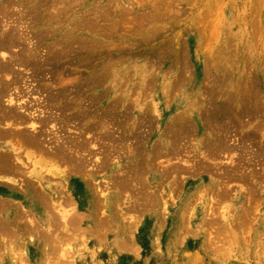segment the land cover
<instances>
[{"label": "rangeland", "instance_id": "rangeland-1", "mask_svg": "<svg viewBox=\"0 0 264 264\" xmlns=\"http://www.w3.org/2000/svg\"><path fill=\"white\" fill-rule=\"evenodd\" d=\"M0 8V34L13 28L23 36L22 45L0 50V87L8 84L13 94L23 88L20 101H31L30 110L48 119L43 129L52 145L74 137V145L86 138L91 147L80 150L89 164L79 174L20 140H0V154L13 163L16 154L30 156L23 158L25 179L35 183L30 175L41 173L55 198L69 191L81 217L66 221L49 191L35 183L51 210L41 207L36 217L27 203L21 209L28 211H16L10 221L0 213V264H264V0H0ZM85 22L87 28L79 27ZM58 51L65 54L56 61ZM26 53L44 66L35 69ZM10 60L13 73L2 72ZM249 78L262 91L263 111L236 120L225 103L237 90L243 98ZM59 87L62 104L50 97ZM7 99L9 92L0 108H9ZM189 106L196 113L188 117L192 129L188 137L175 136ZM81 109L89 116L77 120ZM209 114L213 125L233 129L229 144L246 139L245 180L222 177L232 166L227 155L217 163L202 156L216 137L204 124ZM5 122L0 129H9ZM248 133L255 137L248 141ZM201 160L221 169L207 170ZM117 176L134 178L120 187ZM19 178L13 176L10 188L0 184V210L9 199L21 207ZM220 188L230 191L227 197Z\"/></svg>", "mask_w": 264, "mask_h": 264}, {"label": "bare ground", "instance_id": "bare-ground-1", "mask_svg": "<svg viewBox=\"0 0 264 264\" xmlns=\"http://www.w3.org/2000/svg\"><path fill=\"white\" fill-rule=\"evenodd\" d=\"M0 11H1V8H0ZM32 19V18H31ZM37 19V17H36ZM86 25H88L87 22H85L84 24L82 25H79V27H86ZM78 27V28H79ZM87 28V27H86ZM40 34H38L39 36ZM22 38L23 36L17 32V30H13V28H10L9 29V32H3V35L0 34V50H6V49H10L12 46H18V44L22 45ZM22 43V44H21ZM84 43V42H82ZM69 46V45H68ZM71 46V45H70ZM65 50V49H64ZM68 51V50H65V52ZM65 52L58 51V53H54L53 55V59H56V61L59 59L60 60V56ZM34 53V52H33ZM69 53V52H68ZM53 54V53H52ZM63 54V55H64ZM18 55V54H17ZM25 55V54H24ZM35 55V54H34ZM50 55V54H49ZM62 55V56H63ZM67 55V54H66ZM65 55V56H66ZM48 56V55H47ZM16 57V56H15ZM26 57L27 58H31V64L32 66L35 67V69H39L41 68V65H42V62L43 61H40L38 57H33L32 55H29L26 53ZM26 57L24 56H21L19 59L21 62L23 61H29V60H25ZM11 58V57H10ZM67 58V57H66ZM45 59V58H44ZM43 60V58H42ZM45 61H48V59H46ZM44 61V62H45ZM50 61H51V58H50ZM7 62V61H6ZM53 62V60H52ZM51 62V63H52ZM12 60H10L8 63H5L2 65L1 67V71L2 72H12ZM56 63V62H55ZM79 63H82L81 61ZM49 64V63H48ZM85 64V63H84ZM23 65V64H22ZM21 65V66H22ZM27 65V63H26ZM47 65V64H46ZM51 65V64H50ZM61 65V64H60ZM81 66V64H79ZM25 66V65H24ZM28 66V65H27ZM44 66V65H42ZM53 66V65H52ZM23 67V66H22ZM36 70V71H37ZM40 70V69H39ZM58 71V70H57ZM60 71V70H59ZM1 72V73H2ZM37 72H40V71H37ZM61 72V71H60ZM13 73V72H12ZM42 72H40L39 74L41 75ZM107 73V72H106ZM4 74V73H3ZM10 74V73H9ZM2 75V74H1ZM6 76V74H4ZM12 74H10V77H11ZM33 75V74H32ZM3 76V75H2ZM9 76V75H8ZM16 76V74H15ZM45 76V75H44ZM4 77V76H3ZM35 77V76H34ZM39 77V76H38ZM97 77V76H95ZM93 77V78H95ZM7 78V77H6ZM5 78V79H6ZM209 79V78H208ZM8 80V79H6ZM14 81V80H13ZM23 81V80H22ZM9 83V82H8ZM90 83V82H89ZM96 83H99V82H96ZM247 83V82H246ZM15 84V82H14ZM22 84V83H21ZM250 87H247L248 85ZM246 84V87H245V90L244 92L241 94L243 96L242 99H240L238 96H239V93L236 91L233 96H231V98L227 101V104L225 107L226 108H229L228 110L230 111V113L235 117V119L237 120H242V118H255V117H258L260 116L259 114L262 113L263 111V106L261 105L260 103V99H261V95H262V91L258 88H256V82L254 80V78H249V81L248 83ZM13 86V82L10 81V84H9V87L10 86ZM97 85V84H96ZM8 86V84H7ZM7 86L5 85L4 87H0V99H2V97H7V93L9 92V99L8 100V103H9V108L8 109H5V108H0V122H5V121H9V129L5 130L4 129H0V140H14L16 142V140H20L21 141V144L24 145V146H27V147H30L32 149H34L35 151H38L39 153L41 154H44L45 156H47V158L49 160H56V161H61L62 163H64L65 165H68V167H70V171L71 172H77V173H83L85 174V171L87 170L88 168V165L89 164V158H86L85 157V154L83 156V154H81L82 152L80 150H84V148H89L90 145L88 146L89 144V140L86 138L83 140V141H76L75 142V145L74 143L72 142L73 138L71 137L72 140H67L68 141V145L62 140L61 142H59L57 145V141L55 143V145L53 144L52 145V142L51 141L52 139L51 138H48V136H50L49 134H46V127H45V130L43 129V126H45V124L47 123L48 119L46 118H42L40 116V114H37V112H39L37 109H35L36 111H31V107L30 106V102L31 101H28L27 100H22L20 101V98L21 97V90L23 88H19V90L17 91V87L20 86L19 84L17 85V87L15 88L16 90L12 89L13 91H16L14 94L10 92V90L8 91L7 90ZM25 86V85H24ZM240 86V85H239ZM66 87V86H65ZM254 87L256 88V90L254 89ZM10 89V88H9ZM58 91H56L57 93H55L54 95L50 96L52 98V100H56V101H62V102H65L63 101V97L65 96V88H56ZM86 90V89H85ZM29 91V90H28ZM51 91V90H50ZM39 92V90H38ZM26 92L24 91V95H27L25 94ZM41 93V91H40ZM52 93V92H51ZM54 93V92H53ZM241 93V92H240ZM29 94V92H28ZM79 94V93H78ZM15 95V96H14ZM14 96V97H13ZM42 96V95H41ZM27 97V96H25ZM50 97L44 99V100H48L50 99ZM24 99V97H22ZM45 98V96H44ZM69 98V97H68ZM26 99V98H25ZM4 100V99H3ZM40 100V99H39ZM43 100V99H42ZM51 100V99H50ZM70 100V99H69ZM49 101V100H48ZM47 101V102H48ZM3 102V101H2ZM7 102V101H6ZM44 102V101H43ZM54 102V101H53ZM52 102V104H53ZM61 102V104H62ZM38 103V102H37ZM42 104V102H39ZM49 103L51 104V102L49 101ZM48 103V104H49ZM56 103V102H55ZM29 104V105H28ZM76 104V103H75ZM78 104V103H77ZM224 104V105H225ZM7 105V104H6ZM34 105V104H33ZM39 105V104H38ZM231 105H235L237 108H243L241 110L240 113H235L231 107ZM57 106V105H56ZM55 106V107H56ZM66 106V105H65ZM77 106V105H76ZM58 107H62V106H58ZM39 108V107H38ZM57 108V107H56ZM67 109H74L75 107L74 106H66ZM225 108V109H226ZM40 109V108H39ZM63 110V108H61ZM207 109V108H206ZM60 110V108H59ZM61 110V111H62ZM213 110V108L211 109ZM227 110V111H228ZM237 110V109H236ZM46 111V110H45ZM66 111V110H64ZM112 111V110H111ZM217 111V109H216ZM48 112V111H47ZM107 112V111H106ZM215 112V108H214V111ZM218 112V111H217ZM75 113V112H74ZM88 109H81V110H77L76 111V115L74 118H76L77 120H81V119H86L88 115ZM48 115V114H47ZM110 115V114H109ZM112 115V114H111ZM181 115V113H180ZM179 115V116H180ZM196 113L192 110V106L190 107H187L186 109H184L183 111V114L181 116V118H178L179 120L176 121L175 124H177L174 128H173V132L171 133H174L175 132V136L177 135H181L182 134V137L183 136H187V133L189 130H191L192 126H191V122H189V116H195ZM215 115V114H214ZM212 115V114H209L207 117H206V122L204 124L207 123L209 129L212 128L214 130H212L213 132H216V137L212 138V140H209L205 145L204 144H201V145H204L203 148H204V153H203V157L205 159V161L207 159H210L211 161H214L217 163V158L219 159V157H221V155H227L228 158L230 159V164L232 166H229L228 168L226 167L225 169H223V172H224V176H222L223 178H226V180H232L233 177H236V179H241L242 181L245 180L244 178V174H242V169H245L247 168V163H245L246 161V158L244 157L245 155V144L243 143V141H246L243 140L241 141L242 143L240 144H237V145H232V144H229V134H231V129L228 128V129H225L226 127L220 125H213L215 123V116ZM178 116V117H179ZM230 116V115H229ZM54 117V115H53ZM50 118H52V114L50 116ZM55 118V117H54ZM64 118H66L64 116ZM63 118V120H64ZM73 118V117H72ZM93 118V117H92ZM229 118V117H228ZM234 119V118H233ZM56 120V119H54ZM66 121V120H64ZM88 121H92V120H88ZM250 121V120H249ZM59 122V121H58ZM84 122V121H83ZM93 122V121H92ZM105 122V121H104ZM107 122V121H106ZM7 122H5L6 124ZM60 123L62 124H65L64 122H61ZM59 123V124H60ZM67 123V122H66ZM82 123V122H81ZM217 123V122H216ZM252 123V122H251ZM58 124V123H57ZM69 124V123H68ZM262 124V123H261ZM7 125V124H6ZM51 125V124H50ZM105 125V124H104ZM241 125V124H240ZM48 126V124L46 125ZM65 126V125H64ZM228 126V125H227ZM66 127V126H65ZM224 127V129L222 128ZM235 127V126H234ZM233 127V128H234ZM259 127H260V124H259ZM106 128V127H105ZM236 128V127H235ZM92 128H90L91 130ZM96 129V128H95ZM66 130V129H65ZM88 130V129H87ZM223 131L224 133H221L220 134V131ZM233 130V129H232ZM255 132L258 133V129L254 130ZM86 132V130H85ZM84 132V133H85ZM212 132V133H213ZM252 132V131H251ZM88 133V132H87ZM105 134V133H103ZM107 134V133H106ZM214 134V133H213ZM235 135V134H234ZM84 136H86V134H84ZM106 136V135H105ZM248 136V141L250 139H252L253 137H255V134L254 133H248L247 134ZM76 137V136H75ZM87 137V136H86ZM108 137V135H107ZM188 137V136H187ZM186 137V138H187ZM190 137V136H189ZM82 138H83V134H82ZM88 138V137H87ZM92 138V137H91ZM176 138V137H175ZM54 139V138H53ZM80 139V138H79ZM94 139V138H93ZM56 140V139H55ZM59 140V139H57ZM108 140V139H107ZM60 141V140H59ZM96 141V140H95ZM112 141V140H111ZM176 141V140H175ZM7 142V141H6ZM94 141H92L93 143ZM98 143L100 141H97ZM18 143V142H17ZM88 143V144H87ZM103 143V142H102ZM141 143V142H140ZM101 144V143H100ZM104 144V143H103ZM178 144V143H177ZM92 145V144H91ZM87 146V147H86ZM103 147V146H102ZM10 148V147H9ZM91 148V147H90ZM93 148V147H92ZM113 149V148H111ZM87 150V149H86ZM91 150H87V152ZM81 152V153H80ZM87 152H83V153H87ZM203 152V151H202ZM237 152H239L240 154H238ZM259 152V150H258ZM104 153V151H103ZM106 153V152H105ZM237 153V154H236ZM12 154V153H11ZM237 156V161L233 160L232 159V156L235 155ZM249 154V153H248ZM258 153H256L257 155ZM91 156L93 154H90ZM260 156V154H259ZM107 157V156H106ZM253 157V155H252ZM23 158H27L25 160H29L30 156L28 154L25 155H17L16 154V162L13 163L14 160H11V157L9 156H6L4 154H0V175H6V174H11L13 176H16L18 175L20 178V180L18 181H21V183H25V184H21V186H25V188L22 187V191H24L25 193L27 192H30V190L34 191L36 190L35 192V196L39 199V201L42 202V204L46 206V204H50V203H47L48 200L47 197H45V195H43V193H41L38 189L39 187L40 188H45L47 191H49L48 195L51 194L52 196V199L54 200V202H57V207L60 208V211L63 213V218H66V221H69L71 224L72 223H75L77 221L80 220V215L76 214L74 211L76 209V205L77 203L74 201L73 199V196L68 192H63L62 194H59L58 193V198L56 197L55 198V193L53 191H51V189L46 186V184L44 183V180H43V176H41V173H34L32 172V174L30 175L31 177H33L34 179H36L37 182L35 183H38V186L37 187V184L33 183V181H31V179L29 180L28 178L25 179V177H23V170L22 168L24 167H27L26 165V161L23 160ZM260 158V157H259ZM15 159V158H14ZM106 159V158H104ZM90 160H91V157H90ZM250 160V159H249ZM99 161V160H98ZM248 161V160H247ZM252 161V160H251ZM249 161V162H251ZM256 161V160H255ZM91 162V161H90ZM185 162V161H184ZM248 162V163H249ZM105 162L104 160L102 159L99 166L97 167H100V165H104ZM200 166L207 169V170H213V169H216L219 170L221 168H216L218 166H215V168H213V166L211 165H205L202 160H201V163L199 162ZM216 165V164H215ZM264 165V164H263ZM225 166V165H224ZM102 167V166H101ZM182 167V166H181ZM193 167V166H192ZM199 167V166H198ZM180 168V167H178ZM177 168V169H178ZM184 169V168H183ZM188 169V168H187ZM55 173L57 175H61L63 176V171H59V169H57L55 167ZM138 170V169H137ZM181 170V169H180ZM142 171V170H141ZM70 172V173H71ZM89 172V171H88ZM135 172V171H134ZM29 173V172H28ZM139 173V172H137ZM188 173V172H187ZM241 173V174H239ZM261 173V172H260ZM255 174V173H254ZM26 175V173H25ZM68 175V173H67ZM135 175V173H134ZM136 176V175H135ZM221 176V175H220ZM17 178V177H15ZM118 178V176H117ZM131 178H134V176H131ZM130 178V179H131ZM12 179V178H11ZM87 178H84V180H86ZM130 179H128V182L125 180L123 181L121 179V177H119L118 179L114 178V183L119 185L120 187L122 186H125V185H128L129 184V181ZM247 179V178H246ZM89 180V179H88ZM12 181V180H10ZM132 181V179H131ZM130 181V183H131ZM248 181V180H246ZM90 182V181H89ZM134 182V180H133ZM249 182V181H248ZM19 183V182H18ZM10 184V183H9ZM65 184V183H64ZM112 184V183H111ZM246 184V183H245ZM66 185V184H65ZM98 186V185H97ZM113 186H116V185H113ZM247 186V185H245ZM253 186V185H252ZM226 187V186H225ZM249 187V186H248ZM104 189V188H103ZM216 189V188H215ZM219 189V188H218ZM225 189H228V188H225ZM98 190V189H97ZM220 194L221 195V198H225L227 197L228 193L230 191H222V189L220 188ZM224 190V189H223ZM62 191V190H61ZM248 191V190H247ZM252 191V190H251ZM102 191H100L101 193ZM249 192V191H248ZM256 192V191H255ZM99 193V192H98ZM104 193V192H103ZM252 194V193H250ZM220 197V196H219ZM34 199V198H33ZM253 200V199H252ZM53 203V202H52ZM97 203V202H96ZM54 206V205H53ZM51 207L48 206V208ZM56 206H54V209H57L55 208ZM3 208V207H2ZM47 208V207H46ZM4 209V208H3ZM68 209V210H66ZM48 210H51V209H48ZM74 210V211H73ZM54 211V210H53ZM73 211V212H72ZM59 215V214H58ZM227 218V217H226ZM16 222V220H15ZM68 222V223H69ZM9 226V225H8ZM5 230L7 229L6 226L4 227ZM2 231V229H1ZM6 232V231H5Z\"/></svg>", "mask_w": 264, "mask_h": 264}, {"label": "crops", "instance_id": "crops-1", "mask_svg": "<svg viewBox=\"0 0 264 264\" xmlns=\"http://www.w3.org/2000/svg\"><path fill=\"white\" fill-rule=\"evenodd\" d=\"M8 147H9V145H7L6 146V148L8 149ZM58 165H59V167H64V165L63 164H61V163H58ZM61 165V166H60ZM61 169V168H60ZM66 169V168H65ZM0 177L1 178H3V179H8L9 178V182L8 181H1V183L0 184H2V185H4V186H9V188L10 187H13L14 185H15V183H13V181H10L11 180V178H13V175H11V174H6V175H0ZM69 177H71V176H69ZM71 178L69 179V183L71 182ZM10 183V184H9ZM18 185H19V183H18ZM39 189V188H38ZM21 191V190H20ZM30 191H32V190H30ZM21 193H22V195L24 196V200L21 202V207H19V205L16 203V201H14V200H11V199H9V201H4V202H2V207L4 208H1V210H0V213H5V214H7V215H9L8 217H9V221L10 220H12L14 217H18V215L19 214H17V212L16 211H20V213L22 214V212H23V210L24 211H28V210H25V209H21V208H23V207H25L26 206V204L27 203H30V205H31V209L33 210V211H35V214H36V217H40V213H38V211H40V209H41V207L42 208H44V209H46V211H47V213L46 214H48V212H50L47 208H46V206L45 205H43L42 203H41V201H39V199L35 196V191H32L31 192V198H34L33 199V202H31L30 200H29V197L30 196H27V193H25L24 191H21ZM35 201V202H34ZM24 203V204H23ZM29 206V205H28ZM30 207V206H29ZM43 212H45V211H43ZM38 214V215H37Z\"/></svg>", "mask_w": 264, "mask_h": 264}]
</instances>
